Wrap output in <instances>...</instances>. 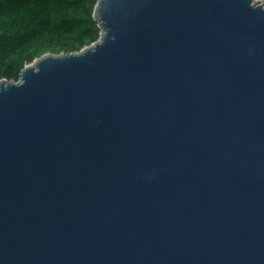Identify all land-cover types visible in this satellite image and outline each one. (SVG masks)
Instances as JSON below:
<instances>
[{"label": "water", "instance_id": "obj_1", "mask_svg": "<svg viewBox=\"0 0 264 264\" xmlns=\"http://www.w3.org/2000/svg\"><path fill=\"white\" fill-rule=\"evenodd\" d=\"M93 18L0 79V264H264V0Z\"/></svg>", "mask_w": 264, "mask_h": 264}, {"label": "trees", "instance_id": "obj_2", "mask_svg": "<svg viewBox=\"0 0 264 264\" xmlns=\"http://www.w3.org/2000/svg\"><path fill=\"white\" fill-rule=\"evenodd\" d=\"M97 0H0V79L17 81L46 52H78L98 40Z\"/></svg>", "mask_w": 264, "mask_h": 264}]
</instances>
